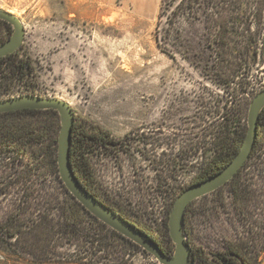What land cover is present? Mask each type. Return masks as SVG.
Returning a JSON list of instances; mask_svg holds the SVG:
<instances>
[{
	"label": "rangeland",
	"instance_id": "obj_1",
	"mask_svg": "<svg viewBox=\"0 0 264 264\" xmlns=\"http://www.w3.org/2000/svg\"><path fill=\"white\" fill-rule=\"evenodd\" d=\"M256 1L263 4L244 5L235 13L240 20L233 30L239 52L248 43L244 35L259 31V49L250 48V59L230 69L222 66L215 51L219 24L207 19L213 11L179 12L170 30L169 52L155 39L163 0H0L1 9L22 21L26 36L20 53L32 62L27 81L11 80L5 97L30 92L66 101L78 120L94 122L118 138L119 143L107 149L93 147L97 192L171 248L169 220L176 199L207 175L213 159L231 139L228 136L247 134L251 102L264 89V0ZM171 12L160 24V36L168 29ZM13 33L11 24L0 22V45ZM58 119L59 113L39 118ZM159 125L160 150L154 134L145 145L142 141L128 145L133 132L153 133ZM54 130L53 138L58 139L60 127ZM30 155L31 151L17 156L0 150V187L6 185L0 193V225L26 209L23 203L33 198L24 196L25 185L31 183L27 179L33 182L28 174L33 173ZM261 162L264 165V148ZM255 189L246 221L227 193L224 200L222 194H210L197 201L194 208L204 206L205 212L195 221L194 246L208 254L221 252L228 242L252 234L259 248L264 247V181L259 177ZM116 246L107 255L104 249L95 250L97 244L93 248L90 242L59 241L53 243V258L45 262L35 256L37 249L26 252L19 244L0 241V264L154 262L140 247L124 242Z\"/></svg>",
	"mask_w": 264,
	"mask_h": 264
},
{
	"label": "trees",
	"instance_id": "obj_2",
	"mask_svg": "<svg viewBox=\"0 0 264 264\" xmlns=\"http://www.w3.org/2000/svg\"><path fill=\"white\" fill-rule=\"evenodd\" d=\"M261 4L263 2H257L256 0H163L155 39L159 46L164 45L163 47L167 51L172 52L168 48L169 41L172 38L170 30L176 25L175 19L179 12L194 11L197 14L203 11H213V15L209 16L207 14V19L208 17L209 20L215 19L214 23L219 24L216 39L218 45L215 51L218 52L221 58L222 66L235 69L239 63L241 64L250 59V48L258 50L260 45L259 31L248 36L244 35L248 43L243 47V51L240 50L241 52H239L238 48H236L237 35L233 28L234 24L240 20V15L235 13L242 11L244 5L259 7ZM173 6H175L174 9H172ZM258 7L255 8L257 9ZM250 8L252 10L254 7ZM171 10L172 12L167 16L166 20L168 29L165 35L160 36V24L168 11ZM194 18L199 19V16H194ZM0 22L10 27V24L6 21L0 20ZM20 49L13 54L0 58V100L6 99L5 92L9 89L11 80L17 81V83L23 82L27 81L31 75V57L27 54L22 55ZM237 50L238 54L234 56ZM26 94L36 95V93L30 92ZM44 114H58V112L50 109L22 110L0 114V150L4 149V151L15 153L17 156H28L29 151H31L28 159L33 164V173H28L29 176L33 177V182L27 179V182L31 183H27L24 190V196L33 198L31 201L28 198L23 203L26 209L23 211L19 210L0 225V241L3 243L8 242L10 245L19 244L26 252L37 249L39 251L35 256L41 257L45 262L53 258L51 257L53 243L59 241L66 243L71 241L90 242L93 248H96L97 244L95 250L101 251L104 249L107 255L115 251L117 249L116 245L120 242L139 247L93 216L66 188L60 178L57 162L58 139L53 138L54 128L58 129L60 127L61 129V120L40 121V116ZM16 116L32 118L27 119V121L13 119ZM87 123L88 121L84 119L78 120L75 116L70 148V161L75 175L94 197L148 234L165 254L172 256L175 250L170 232L171 248L164 246L150 232L130 220L122 211L108 203L97 192L95 172L91 164L93 147L98 146L102 149H107L109 146L115 145L117 140L109 130L102 126L94 122L89 123V125ZM258 123L263 127L264 140V109L259 116ZM236 137L228 136V138H231L229 140L231 142L227 141L219 154L215 156L207 175L200 177L192 184L211 178L222 171L233 160L243 145L246 135L241 134L239 138ZM228 138L226 139L228 140ZM230 143L231 146H229ZM53 178L58 180V184H53ZM253 181L252 152L250 158L236 176L226 186L212 194L218 196L222 194L220 196L223 198L222 200H224L223 196H226V193L229 194L232 199L231 204L239 216L243 220L247 217L250 220V209L254 199ZM4 187L6 185L0 187V193L5 191L4 189L6 188ZM36 196L42 199L36 200ZM207 197L208 195L193 201L186 209L183 218V232L187 243L192 247L194 264H259L260 257L264 253V247L259 248L255 239L251 236L252 234L237 241L228 242L221 252L208 254L202 248L194 246L192 239L195 236V221L197 217L204 216L205 212L204 206L200 209H197L198 207L194 208V206L197 201H202ZM32 205H35L34 210H31ZM221 205L224 206L226 204L221 203ZM13 240L14 244L11 242Z\"/></svg>",
	"mask_w": 264,
	"mask_h": 264
},
{
	"label": "water",
	"instance_id": "obj_3",
	"mask_svg": "<svg viewBox=\"0 0 264 264\" xmlns=\"http://www.w3.org/2000/svg\"><path fill=\"white\" fill-rule=\"evenodd\" d=\"M0 20L14 27L12 37L0 45V58L17 52L26 36L22 21L14 14L0 8ZM56 110L60 115L61 129L58 138V167L60 178L69 192L98 220L153 256L160 264H194L193 250L183 232V218L188 206L195 200L212 194L226 186L250 158L258 133L259 116L264 109V89L252 100L248 114V130L240 150L233 160L219 173L186 188L176 199L169 220L170 237L175 244L172 256L164 253L145 232L130 223L115 210L94 197L75 175L70 148L75 113L69 103L56 98L22 95L0 100V114L22 110Z\"/></svg>",
	"mask_w": 264,
	"mask_h": 264
},
{
	"label": "flooded vegetation",
	"instance_id": "obj_4",
	"mask_svg": "<svg viewBox=\"0 0 264 264\" xmlns=\"http://www.w3.org/2000/svg\"><path fill=\"white\" fill-rule=\"evenodd\" d=\"M155 128V131L152 133L150 131V129H143L141 131V134H137V133H140L139 131L138 132H133L132 135L133 137H138L137 139L135 138H130L128 139L127 142L128 145H131V144H136V143H140L141 141L144 143V145L146 144L145 142L146 141H150L151 139H153L151 137V135H155V138L154 139H157L158 143L156 144V149H159L160 150V145H159V137L160 135L162 134L160 131L162 129V126L159 125V126H154ZM137 134V136H135ZM117 141H116V144L117 145L119 143V139L116 138L115 136H113ZM129 140H132V141H129ZM264 148V140H263V127L262 125H259L258 123V133H257V139H256V142H255V145H254V149H253V178H254V181H253V195L255 196L256 194V189H255V182H256V178L259 177V181H260V178H261V182L264 181V165H263V162L262 161V150ZM125 215V214H124Z\"/></svg>",
	"mask_w": 264,
	"mask_h": 264
},
{
	"label": "crops",
	"instance_id": "obj_5",
	"mask_svg": "<svg viewBox=\"0 0 264 264\" xmlns=\"http://www.w3.org/2000/svg\"><path fill=\"white\" fill-rule=\"evenodd\" d=\"M109 128H110L111 130H113L115 133H119L118 130H116V129L113 128L112 126H109ZM119 135H120V134H119ZM259 264H264V253H263L262 256L260 257Z\"/></svg>",
	"mask_w": 264,
	"mask_h": 264
},
{
	"label": "built area",
	"instance_id": "obj_6",
	"mask_svg": "<svg viewBox=\"0 0 264 264\" xmlns=\"http://www.w3.org/2000/svg\"><path fill=\"white\" fill-rule=\"evenodd\" d=\"M152 264H160L156 259H154V262Z\"/></svg>",
	"mask_w": 264,
	"mask_h": 264
}]
</instances>
